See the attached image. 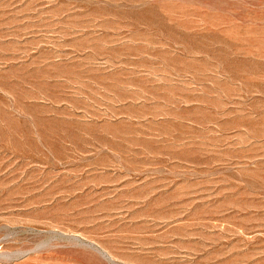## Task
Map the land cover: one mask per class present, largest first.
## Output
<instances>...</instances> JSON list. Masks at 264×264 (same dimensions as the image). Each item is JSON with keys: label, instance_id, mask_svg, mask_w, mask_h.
<instances>
[{"label": "rangeland", "instance_id": "374dc122", "mask_svg": "<svg viewBox=\"0 0 264 264\" xmlns=\"http://www.w3.org/2000/svg\"><path fill=\"white\" fill-rule=\"evenodd\" d=\"M0 264H264V0H0Z\"/></svg>", "mask_w": 264, "mask_h": 264}]
</instances>
